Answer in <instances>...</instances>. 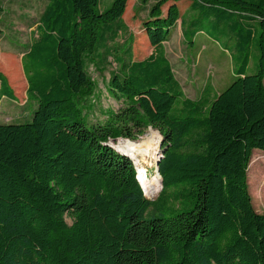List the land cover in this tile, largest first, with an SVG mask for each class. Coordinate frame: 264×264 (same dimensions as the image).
<instances>
[{"label":"trees","instance_id":"16d2710c","mask_svg":"<svg viewBox=\"0 0 264 264\" xmlns=\"http://www.w3.org/2000/svg\"><path fill=\"white\" fill-rule=\"evenodd\" d=\"M182 1L225 12L231 31L236 13L246 26L237 51L246 55L249 41L259 51L257 72L247 56L213 100L188 98L159 53L184 22ZM128 2L102 10L101 0H49L42 14L24 55L32 120L0 124V264H264V213L248 179L254 152L264 153V0H159L144 23L154 51L140 61L127 41L111 47L126 30ZM109 58L118 70L108 92L122 107L92 123L97 85L87 63ZM7 68L19 83L17 62ZM3 98L17 101L0 72ZM149 128L163 139L161 176L143 175L108 145L130 140L123 152ZM139 176L160 186L162 177L156 199Z\"/></svg>","mask_w":264,"mask_h":264},{"label":"rangeland","instance_id":"374dc122","mask_svg":"<svg viewBox=\"0 0 264 264\" xmlns=\"http://www.w3.org/2000/svg\"><path fill=\"white\" fill-rule=\"evenodd\" d=\"M113 1L101 0V9H108ZM158 1L150 0L145 3L144 0H129L128 2L124 15L126 30L121 34L115 47H121L127 41L125 51L131 48L128 57L133 55L137 61L145 59L154 51L145 33L144 23L148 19L149 9ZM48 3L49 0H0V5L3 7L0 20V72L5 76L17 99L16 102L8 98L0 101V124H24L32 120L35 105L27 103L28 83L23 70L24 64H29L32 60L24 58V55L30 51L31 45L37 39V27ZM171 4L172 2H168L163 7L164 15ZM190 6V1L179 2L181 19L184 22H178L177 28L173 30L169 41L164 44L159 53H164L169 60L175 77L188 98L213 100L233 83L247 56L249 57L248 72L250 74L257 72L259 51L254 41L247 42L246 55L237 51L239 33L245 31L246 26L236 13L234 14L236 22L232 18V22L236 25L231 31L230 20H225V12L202 7L190 11ZM253 25L257 27L256 23ZM130 35L133 39L128 40ZM13 59L20 69L19 83L13 80L7 68V63ZM87 67L92 80L97 85V91L89 101V104L94 106L92 114L94 113L95 116L92 115L89 119L90 122L97 123L104 119L103 115H107L105 111L108 108L117 111L122 107L114 103L110 94L109 101V97L105 94L109 90L110 74L118 68L113 58H109L106 64L88 61ZM177 106L178 103L175 104V108ZM99 109H103L104 113H100ZM154 132L158 133L157 130L149 128L136 141H133L130 148L123 149V152L143 150L153 136L160 143ZM119 142L122 140L113 143ZM131 157L135 160L138 171H143V175L149 174L151 177L156 174V159L148 160L145 164L148 168L146 170L143 166H139V160L137 161L136 157L132 155ZM255 159L258 161L254 170L248 172L249 190L255 210L258 213H264V153L254 152L252 160ZM142 182L145 191L154 194L153 199H156L161 186L152 185L148 178H143ZM67 222L72 224L71 219H67Z\"/></svg>","mask_w":264,"mask_h":264},{"label":"bare ground","instance_id":"6f19581e","mask_svg":"<svg viewBox=\"0 0 264 264\" xmlns=\"http://www.w3.org/2000/svg\"><path fill=\"white\" fill-rule=\"evenodd\" d=\"M160 138H161V135H160ZM122 141H130V140H122ZM118 144H114V145L117 146ZM160 144H161V139H160V143H158L157 138H155L153 136V137H151L149 139L148 143L144 146L143 150H133V151H131V153L126 152V154H128L129 156L132 155L133 157H136L137 158V161L139 160L138 161L139 166H143L144 169L148 170V168H146L145 164H147V162H148L149 159H154V160L155 159L156 160L158 159V157H159V155L161 153L160 152ZM117 148H118V146H117ZM156 155H157V158H155ZM151 164L152 163H150V165ZM161 185H162V178H161ZM160 189H161V187H160ZM160 189H159V192H160ZM159 192L157 193V195L159 194ZM145 194L147 195L148 198H151V199L153 197H155V195L152 194V193L145 192Z\"/></svg>","mask_w":264,"mask_h":264},{"label":"water","instance_id":"95a60500","mask_svg":"<svg viewBox=\"0 0 264 264\" xmlns=\"http://www.w3.org/2000/svg\"><path fill=\"white\" fill-rule=\"evenodd\" d=\"M158 133H159V132H158ZM159 134H160V133H159ZM119 140H126V139H118V140H116V141L113 140V141L110 142L108 145L111 146V147H113L114 149H116L118 152H120V153L123 154L124 156H127V157L132 158V157L129 156L128 154H126V153L122 152L121 150H119V149L114 145L113 142H117V141H119ZM162 141H163V139L161 138V144H160V147L162 146ZM132 159H133V158H132ZM133 160H134V159H133ZM134 161H135V160H134ZM160 161H161V155H159L158 159L156 160V165H155V166H156V172L161 176V174H160V169H159ZM138 172H139V171H138ZM161 178H162V177H161ZM139 181H140V184H141L142 189H143L144 194H145V190H144L143 184H142V182H141L140 176H139ZM162 190H163V180H162V185H161V189H160L159 194L161 193ZM145 196H146V198L149 199V200H154V199L148 198L146 194H145Z\"/></svg>","mask_w":264,"mask_h":264},{"label":"crops","instance_id":"0c3cea01","mask_svg":"<svg viewBox=\"0 0 264 264\" xmlns=\"http://www.w3.org/2000/svg\"><path fill=\"white\" fill-rule=\"evenodd\" d=\"M175 28H177V26L175 27ZM172 35V34H171ZM133 38V37H132ZM117 44V42H115V43H112L111 44V47H115V45ZM124 45V44H123ZM119 47V46H118ZM98 64H104L103 62H99L98 61ZM107 93H105L106 94V97H109L110 95H109V93H108V91H106ZM103 94H104V92H103ZM114 102H115V100L114 99H112ZM109 101H110V97H109ZM103 108H105L104 106H102ZM106 108H108V107H106ZM99 112L100 113H104V111H103V109H99ZM108 112V110H106L105 111V113H107ZM107 117V115H103V118L105 119ZM257 153H260V151H257ZM255 166V165H254ZM255 168V167H254Z\"/></svg>","mask_w":264,"mask_h":264}]
</instances>
